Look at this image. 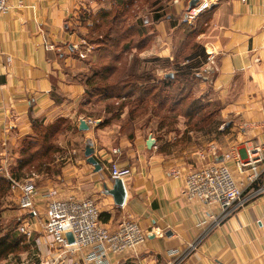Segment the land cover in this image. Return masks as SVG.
<instances>
[{
	"label": "crops",
	"instance_id": "0c3cea01",
	"mask_svg": "<svg viewBox=\"0 0 264 264\" xmlns=\"http://www.w3.org/2000/svg\"><path fill=\"white\" fill-rule=\"evenodd\" d=\"M159 1L165 7L169 1L178 11L189 0ZM211 1L213 7L202 14L207 29L201 38L215 61L212 100L221 107L219 122L196 134L191 148L184 150L169 149L163 139L139 129L127 138L108 135L109 129L100 132L105 138L99 140L90 137L96 127L79 130L80 120L87 121L78 114L84 88L65 81L61 66L71 59L70 25L78 10H95L99 0H7L8 10L0 16V177L5 163L11 171L17 168V149L34 136L36 122L69 121L84 142L78 145L81 137L74 139L60 172H39L37 184L43 192L55 189L58 199L94 200L101 225L110 231L124 221L139 225L145 242L123 255H107L111 264L165 263L170 251L183 253L191 243L196 248L180 264H264V191L259 192L264 181L244 184L243 194L252 199L218 226L219 207L182 195L187 172L204 164H226L236 181L243 182L237 162L246 161L253 147L264 143V0ZM148 136L155 141L151 149L146 147ZM86 140L93 144L100 172L86 162ZM207 144L215 145V156L210 157ZM225 154H232L231 159L223 160ZM114 162V168L130 170L123 180L122 207L103 192L104 184L112 187L109 166ZM33 231L40 257L36 264L79 259L63 254L51 236L38 232V225Z\"/></svg>",
	"mask_w": 264,
	"mask_h": 264
},
{
	"label": "rangeland",
	"instance_id": "374dc122",
	"mask_svg": "<svg viewBox=\"0 0 264 264\" xmlns=\"http://www.w3.org/2000/svg\"><path fill=\"white\" fill-rule=\"evenodd\" d=\"M99 1L95 10H78L70 25L74 34L71 59L69 65L61 66L65 81L79 83L86 90L78 104L79 116L101 124L99 133L95 128L90 137L99 140L104 137L100 132L111 129L108 135L127 138L139 129L163 139L169 149H190L196 134L219 122L221 108L212 100L215 61L201 38L207 29L206 17L202 13L187 18L186 4L176 11L169 1L165 10L159 0ZM161 51L165 54L158 56ZM58 125L59 132L46 143L45 126L35 131L38 143L29 148L32 174L26 170L24 174L29 173L27 178L33 177L36 184L39 172H60L74 139L81 137L78 145L84 142L83 134L68 122ZM26 143L20 144L17 157ZM15 197L13 192L0 194V242L8 235L7 243L13 247L0 264H36L40 257L31 238L34 231L30 236L20 233L26 217ZM38 211L45 215V207ZM38 227V232L46 234Z\"/></svg>",
	"mask_w": 264,
	"mask_h": 264
},
{
	"label": "built area",
	"instance_id": "2783aa9c",
	"mask_svg": "<svg viewBox=\"0 0 264 264\" xmlns=\"http://www.w3.org/2000/svg\"><path fill=\"white\" fill-rule=\"evenodd\" d=\"M214 3L211 0H200L197 6L187 11V18L193 19L209 11ZM7 10V0H0V16ZM86 123L88 126L96 124L91 120ZM113 154L118 152L114 150ZM215 155L216 148L212 147L210 157ZM231 155L225 154L223 160H230ZM236 168L239 174L244 175L243 182L236 181L226 164H204L192 168L185 176L182 195L186 200H197L207 206H217L221 209L222 214L215 220V226L252 199V196L243 194L244 184L264 181V143L255 145L248 159L238 161ZM129 174L128 168L113 167L110 172L112 179L119 178L122 182ZM2 176L8 181L11 193L16 195L18 208L26 217L20 226V233L30 236L33 226L41 225L63 254L78 255L79 259L74 260L72 264H111L107 261V255H123L145 242V235L135 221L121 222L112 231L104 228L100 223L99 208L90 198L58 199L55 189L41 191L33 177L19 180L12 177L8 163L2 168ZM262 191L264 187L259 189V192ZM40 207H45L44 216H40ZM68 233L71 234L73 243L68 242ZM195 248L196 244L191 243L183 253L170 251L168 261L155 264H180Z\"/></svg>",
	"mask_w": 264,
	"mask_h": 264
},
{
	"label": "trees",
	"instance_id": "16d2710c",
	"mask_svg": "<svg viewBox=\"0 0 264 264\" xmlns=\"http://www.w3.org/2000/svg\"><path fill=\"white\" fill-rule=\"evenodd\" d=\"M160 2V1H158ZM160 4V3H159ZM163 10H165V7L163 6ZM159 16L155 15V19L158 20ZM84 93H86V90L84 91ZM71 126L70 122L67 120H58L52 124H45L43 121H39L36 122L35 125L33 126V130H34V136L31 137H26L23 142H27V147H25L24 149H22V151L19 153L20 156H18V166L16 169H13L11 171V175L12 177H14L15 179L19 180V179H24V170H26V172H29L30 170V163H31V159L33 157V153L30 154L29 152V148L36 145L37 142V136L35 134V131L39 129V127H44V129H46L47 131L44 134V143H46V140L49 139L51 136L57 134L59 132V123L63 124V123H67ZM58 125V126H57ZM96 128H100L101 124H96L95 126ZM157 138V137H155ZM157 140H160L159 138H157ZM49 148V147H48ZM46 152V151H45ZM44 152V153H45ZM110 168H112V165L109 166ZM32 171H30L29 173H31ZM10 193V185L8 183V181L4 178L0 179V194L1 196H3L5 193ZM7 240H8V235L6 236ZM11 237H13V234H11ZM7 240H4L2 242H0V259L4 260L6 259L13 251V247H12V243H7ZM3 248V249H2Z\"/></svg>",
	"mask_w": 264,
	"mask_h": 264
},
{
	"label": "water",
	"instance_id": "95a60500",
	"mask_svg": "<svg viewBox=\"0 0 264 264\" xmlns=\"http://www.w3.org/2000/svg\"><path fill=\"white\" fill-rule=\"evenodd\" d=\"M200 0H189L187 3V11L191 8L197 6L199 4ZM89 127L86 124L84 120H80L79 122V130L80 131H88ZM155 141L152 138V136H148L146 140V147L148 149H151V147L154 145ZM84 157L86 159V162L94 167L95 172L101 171V166L97 162V160L94 157V148L91 140H86L84 143ZM215 160H218L217 157H214ZM103 192L106 195H109L113 199V203L116 207H122L125 202V188L123 185V182L119 178H115L112 180V187L110 189L107 188V186L103 185ZM66 238L69 243H73V239L71 234H67Z\"/></svg>",
	"mask_w": 264,
	"mask_h": 264
}]
</instances>
